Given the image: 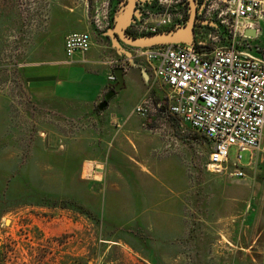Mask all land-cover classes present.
I'll return each mask as SVG.
<instances>
[{"label": "rangeland", "instance_id": "rangeland-1", "mask_svg": "<svg viewBox=\"0 0 264 264\" xmlns=\"http://www.w3.org/2000/svg\"><path fill=\"white\" fill-rule=\"evenodd\" d=\"M54 2L0 0V189L14 199L0 215V264H264V144L257 156L229 149L237 168L248 169L256 156L243 179L212 172L207 143L177 132L150 92L143 149L137 158L124 152L143 165L147 153L158 155L161 164L151 170L168 185L167 218L147 216V192L159 190H150L154 180L127 158L115 156L117 172L104 185L78 175L115 128L101 125L97 109L37 101L23 81L21 69L47 32ZM158 140L166 148L151 149ZM26 188L73 196L93 216L16 204Z\"/></svg>", "mask_w": 264, "mask_h": 264}, {"label": "built area", "instance_id": "built-area-1", "mask_svg": "<svg viewBox=\"0 0 264 264\" xmlns=\"http://www.w3.org/2000/svg\"><path fill=\"white\" fill-rule=\"evenodd\" d=\"M87 21L97 31L109 27V0H80ZM144 1V0H141ZM156 9H142L130 26L139 36L184 25V0H147ZM193 45H168L135 50L151 75L168 91L162 97L166 112L183 130L197 133L209 146L207 167L241 180L242 168L229 163V149L258 152L264 130V59L246 31L255 36L264 29V0H201ZM64 54L70 59L91 47L90 34L65 36ZM250 49L252 51H250ZM109 82H115L109 76ZM150 101L136 107L141 118H151Z\"/></svg>", "mask_w": 264, "mask_h": 264}, {"label": "crops", "instance_id": "crops-1", "mask_svg": "<svg viewBox=\"0 0 264 264\" xmlns=\"http://www.w3.org/2000/svg\"><path fill=\"white\" fill-rule=\"evenodd\" d=\"M54 1L56 10L49 17L47 32L35 42L34 48L21 69L23 81L31 96L37 101L54 102L81 110H98L104 96L116 84V81L109 82L107 79L111 75L114 76L113 71L117 67L116 63L127 54L134 57V53L130 47L123 43L115 41L105 34L95 32L87 21L86 12L82 9L84 3L80 0ZM83 32L90 34L91 47L89 51L85 54H75L68 59L64 54L65 36L70 33ZM163 88L165 87L155 81L146 64L135 57L124 69L122 89L115 93L102 111H97L99 113V118H97L101 125L115 128L113 135L107 141H100L96 156L83 160L79 172V176L87 174V179L104 185L108 175L117 172L113 167L115 156L131 160L140 167L141 172L154 180L149 189L159 190V193L154 195L147 192V216L152 221L166 219L169 215L167 208L168 185L166 182L158 180L155 175L153 176V174H157V170H151V167L155 169L158 163L161 164V161H158V155L152 157L147 153V163L143 165L136 159H130V156L124 151H128V154L129 152L134 153V157L137 158L138 151L143 149L144 142L141 141V137L143 133L147 134L145 125L150 121V118L136 116L134 110L142 103L151 100L150 92L154 94L153 98L162 100L164 92L161 89ZM97 118L91 120L96 122ZM165 120L167 118H160L161 124L166 123ZM172 123L175 124L177 132L181 134L191 132L200 139L197 133L181 129L177 119L173 118ZM156 136L163 138L161 132ZM195 137L188 139V142L197 145L198 141ZM148 142L149 139H147V144ZM263 144L264 130L262 146L258 152H261ZM166 145V142L158 140L151 149L161 150L163 146L166 148ZM258 152L250 153L257 156ZM255 157L248 169H243V171L254 170Z\"/></svg>", "mask_w": 264, "mask_h": 264}, {"label": "water", "instance_id": "water-1", "mask_svg": "<svg viewBox=\"0 0 264 264\" xmlns=\"http://www.w3.org/2000/svg\"><path fill=\"white\" fill-rule=\"evenodd\" d=\"M135 3L136 0H126L124 9L118 14V17L112 29L102 34H105L113 40L119 41L124 45L130 47L133 53L135 50H144L168 45H183L187 47H191L193 45L194 26L196 20V6L194 0H188L189 15L184 25L177 26L171 30L156 34L131 37L126 34V30L132 20ZM92 29L97 32L93 27ZM97 33L101 34V32ZM245 35L251 38H255V31H246ZM133 55L134 57L131 54H127L124 58L118 60V62L116 63L117 67L113 71L116 84L104 96L103 102L98 106L99 111H102L107 106L108 102L114 97L115 93H118L122 89L123 72L126 66L135 59L136 56L135 54Z\"/></svg>", "mask_w": 264, "mask_h": 264}, {"label": "trees", "instance_id": "trees-1", "mask_svg": "<svg viewBox=\"0 0 264 264\" xmlns=\"http://www.w3.org/2000/svg\"><path fill=\"white\" fill-rule=\"evenodd\" d=\"M123 1L124 0L115 1L119 3V6L116 8L115 6L116 3H114L113 12H116L118 14L122 12L124 8ZM126 34L131 37H136L130 34L128 31H126ZM80 168L78 170L79 172H80ZM12 200L14 199L9 197V193L7 191L4 190L3 192L0 189V215H3V213H6L11 209L9 205H11ZM20 201L21 204H25L29 206H37L40 208H49V209L59 208L63 210H68L78 215L86 216L87 218H91V216H93L92 213L89 211V209L83 207L73 196H68V195L59 196V195L39 192L32 188H26L25 194L14 202L16 204H19Z\"/></svg>", "mask_w": 264, "mask_h": 264}, {"label": "flooded vegetation", "instance_id": "flooded-vegetation-1", "mask_svg": "<svg viewBox=\"0 0 264 264\" xmlns=\"http://www.w3.org/2000/svg\"><path fill=\"white\" fill-rule=\"evenodd\" d=\"M115 1L116 0H109V2H110V12H109V27H108V30L112 29V27H113V25H114V23H115V21H116V19L118 17V13L113 12L114 3H116V5H115L116 8L119 6V3L115 2ZM194 1H195V6H196V20H195L194 32H196V28L198 27L199 14H200V11L202 10V6H203V1H201V0H194ZM125 3H126V0L123 1V5L124 6H125ZM149 3H151V2L147 1V0H144V1L136 0L135 7H134V12H133V16H132V20H131V23H130L129 27L126 30L130 34H132L133 36L138 37L136 34L132 33V31L130 29V26L136 22V18L138 16L142 17V15H144L142 13V11L138 12L139 6L141 7L140 10H142V9H145V10H147V9H151V10L152 9H156L155 5L150 6ZM182 9L184 10V13H185V17H184V24H185L187 19H188V15H189V3H188V0H184L183 1ZM260 33L261 32H259L257 34V36H255V38H252L253 41H251V44L254 47L257 48L256 52H254V53L264 59V40L262 41V43H259V41H258ZM250 51H252V50L250 49ZM157 103H158L159 106L160 105H164V107H166L165 101L163 99L160 102H157Z\"/></svg>", "mask_w": 264, "mask_h": 264}]
</instances>
